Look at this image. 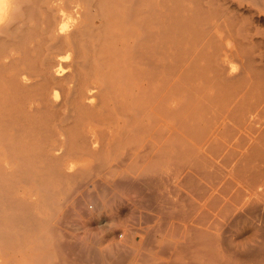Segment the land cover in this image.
<instances>
[{"label":"bare ground","instance_id":"obj_1","mask_svg":"<svg viewBox=\"0 0 264 264\" xmlns=\"http://www.w3.org/2000/svg\"><path fill=\"white\" fill-rule=\"evenodd\" d=\"M53 1L54 0H0V264H34L35 261L39 262V257H36V254L39 253V256L41 251L43 252L42 255H44L43 259H45V264H65V255H63V251L59 249L60 243L52 236L53 231L57 232L60 236H64L66 233L65 231V233H63L64 220L62 215L58 214L53 216V210H56V206L58 208L60 203H57V200H55L56 202L53 200L55 189L52 186H43L41 188L40 185L34 186L28 185L27 183L40 182V179L43 178L46 173L54 178H65L70 181L81 180L84 175L83 173L87 171L84 169L88 168H86L85 163H82L78 172L73 171L76 166V164L73 163V159L79 158L78 160L83 161L87 156L91 155L94 158L95 153L93 155L92 152L94 151H91V149L89 151L88 145H90V143L87 144L91 136L90 133L95 134L97 131L98 135L100 132L103 136L109 137L110 139L116 136V139L120 141H122L121 139H126V142H130L128 138L130 136L128 135L131 131V127H134L136 130L132 131H136V134L134 133L135 136H133L135 145L133 148H129L128 152L124 155L126 157L129 152L133 154L132 152L136 151L140 154L148 150L151 158L142 161L144 169H148L156 162L159 156L161 157L164 155L165 157L170 153V151H167L168 153L166 154L163 148L167 146V143H173L174 146L176 145V148L178 147L177 149H179L177 145L181 144L177 143L180 138L183 141L185 140V143H190V141L188 142L185 138V134H188V131H192L186 129L189 120L185 121V130L183 128V132L180 133L181 130L179 128L182 122L179 123L178 120H180L182 116H177L181 108L177 110L179 106L176 107L178 102L176 90L178 84L182 87V82L180 80L179 83V79H181V77L185 79L184 74L186 71L192 70L191 73L193 74V71L196 72V69L199 67L197 64V67L195 66L196 69L193 68L192 61L196 59L199 60L200 57L206 55V53H203V51L205 52V48L204 50L202 49L205 42L203 43L200 41L202 52L198 50L196 54L199 55V58L193 53L196 47L192 49L193 46L191 45L193 43L190 40L197 36V39H199L198 33V35L195 36L197 31L191 29V32H195L192 33V38L189 40L192 44L188 49L182 51V47L179 45V50L181 49L182 51L181 53L177 50V47L174 45L175 43H173L171 49L176 48L175 53L179 52L178 54L174 53V55L168 52V47H165L167 45L164 40L168 43L169 40L164 34H167V31H171L168 29L163 30V26L160 22L163 20H160L161 17L159 18L158 16V14L161 16L163 11L161 10V13H157V4L153 2V0H125L124 2L127 1L128 7L119 21L118 27L120 26V31L111 32L112 30L110 29L111 31L109 32L107 28L105 35L111 37L112 41H110V39L108 40L110 41V45H107L106 42L104 45H99L98 42H95L97 39L96 37L99 38L98 33H96L97 27L95 26L99 16L95 11H84L82 5V2H84L83 0H61L58 4H54V6ZM118 1L114 0V3H117L115 5L116 8L117 5H119ZM162 1L163 0H159V5H162ZM185 6H183V9L187 11L188 9L185 8ZM114 9L112 8L113 11ZM189 9H191V7H189ZM36 10H39V14L35 12ZM5 11L7 12V19H4ZM87 13L91 14L90 16L96 20L94 23L91 21V26L87 25L90 22L89 19H86V22L88 21L87 24L86 22L84 23L85 20L83 21L82 19ZM112 14L114 15V13ZM117 14L119 13L117 12ZM101 19L104 20V15L101 16ZM116 21L117 20H115L114 23ZM108 24V27L113 26L112 23ZM110 24H112V26ZM187 30L189 29L187 28ZM205 31H207V29ZM209 32L211 33V31ZM178 34L175 35L178 36ZM87 36H91V38L95 37L93 42L89 41L92 42V56H89L91 53L89 55H84L83 52L85 48L83 52H81L82 45L84 47V44L81 43V38H87ZM108 36H106V38ZM170 36L172 35L170 34ZM177 36L175 37L176 39ZM213 37L215 39V36L211 35L210 39L207 38L206 41L208 44H211L212 49L218 50V47L215 48L216 45L213 46L214 44L212 42L215 41L211 40ZM182 38L177 41H181ZM170 42H172V40H170ZM226 51L224 52L223 50V52L227 54L228 51ZM211 53L215 52L212 51ZM211 53L208 54V56L212 55ZM208 56L206 55V57ZM206 57H204V59ZM209 57L208 61L211 60ZM220 57L221 56L218 58L219 60ZM196 61H194L195 64ZM205 61L207 64V58ZM214 62H216V60ZM190 63L191 68L189 67ZM208 63L210 64V61ZM205 65H203L204 68ZM214 66L215 67H212L215 69L216 65ZM217 66L220 67L224 65L218 64ZM202 68L199 67L200 70ZM204 68L202 69V73L200 71L196 72V76H198L199 73H201L200 76L203 75L205 69L209 70V68ZM218 70L216 73L219 72ZM221 70L223 72V69ZM211 71L214 74L213 76H215L213 70ZM222 72L221 74L224 73ZM200 76H198V78H202V81L207 80V78L203 77L204 75L202 77ZM232 77L234 76L230 78ZM209 79L210 77L208 80ZM213 80L214 79L211 77L209 81L212 82ZM221 80H223V77ZM221 80H218V82ZM229 80L232 81V79ZM190 81L194 82V80L191 79ZM214 82H212V85L210 83L211 86L209 87L212 89V92H209L205 88L206 91L204 90L205 93L202 97L205 100L200 102L202 98H199V102H204L205 105L203 104V109V106L200 108L202 109L200 113L197 111L198 114L196 116V112L194 113V117L201 119L198 122L204 125L202 128L203 133H201L205 136L208 134L209 137L213 138L209 140L211 143H218V146L213 145L215 149L217 147L219 148L218 151H225V153H223L224 155L222 154L223 157L217 156L223 160L222 162L220 159V163L222 162L221 164L225 165L226 163L230 164L235 159L233 156L234 159H232V161H227L228 155L233 153L227 141H231V138L236 136L239 139L241 136L244 140L246 138L242 137L246 133L244 129H250L251 127L252 131L253 127L251 125H253L252 123H254L260 111V106L263 105L264 96L262 92L260 94L263 98L262 100L257 97L258 95L255 96L254 94V96H252L253 94L249 90L253 88V86L249 88L252 83L250 85L247 83L248 90L241 87V85H235L233 87L230 84L232 87L230 85L228 88L223 87V93H221L220 91L222 89L221 87L219 88V83L215 84ZM206 83H208V81ZM206 83L202 88L206 86ZM186 86H183L185 91H187L185 88ZM189 89L188 91H191V89ZM196 89L198 88L192 87L193 91H191L190 94L195 92L194 90ZM201 89H198L199 93ZM181 90L183 91V89ZM198 90L196 91L197 94ZM186 96L188 95L186 94ZM192 97L191 95V98H189L192 99ZM189 98L186 97L188 100ZM192 103V105H194L193 101ZM192 105L190 107H192ZM186 111L188 112L187 109ZM190 113L192 115V112ZM191 115H189V117L187 113L186 116L189 118H186L191 119ZM194 117L192 116V120H194ZM198 122L196 121L197 124H195V126L193 125L195 122L191 124L192 128L202 127ZM178 130L181 136L182 134L184 135V139L178 135ZM198 130L199 129L192 131V133L189 134L192 135L197 132V134H193L192 136L196 135L198 139L200 138L202 141L204 138L205 141L208 140L209 137L206 136L203 138ZM242 131L245 133H242ZM165 133L169 134L168 140L176 137L178 139L176 138L175 141L171 140L170 143L167 140H165V142ZM63 134L72 135L70 143H68L69 141H66V143L64 142V139L61 137ZM189 136L186 135V137ZM244 136H246V134ZM195 137L191 138L197 141L198 139ZM127 138L129 141H127ZM99 139L97 143L101 142V144L99 143L98 148L100 145L104 146L103 144H105L103 138V141H99ZM90 140L92 141L91 137ZM201 140L198 142L200 143V148L203 147L202 145L205 143H202ZM240 141L242 140L240 139ZM84 142L87 145H85ZM114 142L116 141L114 140ZM118 143L120 144V142ZM164 143L166 144L164 145ZM123 144L121 145L123 146ZM237 144L239 145V143ZM213 146L209 143L208 149L210 150ZM187 147L188 152L191 151L189 148L190 144ZM205 147L207 146H204V148ZM232 147L234 146L232 145ZM247 147H249V144ZM251 147L249 148L251 149ZM102 150L105 151L106 149ZM96 152L98 153L101 151L97 150ZM194 152L195 151H192V153ZM173 153H175V151H173ZM138 154H136V157L139 156ZM260 154H264V152L262 151L259 155ZM100 156H98L99 159ZM191 156L193 158L194 155ZM239 156L242 157L241 155ZM121 158L122 157H120V159ZM197 158L194 157L195 161ZM201 158L202 157H199V160L196 161L199 163H196L194 159L193 163L192 160L189 159L185 164L190 166V162H192L193 167H197L196 170H202L198 168L202 167L200 165L203 158L200 160ZM236 159V164L231 165L232 171H235L237 166L242 165L241 162H238V159L242 158L236 157ZM259 159L261 161L262 158L260 157ZM101 161L103 162L104 160L101 159L100 162ZM137 161L140 162V160ZM188 162L189 164H187ZM131 163L133 164V162ZM195 163L197 166H195ZM207 163H209V161ZM217 163H213L216 165H213V168L217 167L218 169L222 166ZM237 163L240 165H237ZM156 164L154 163L151 167L155 165L156 168ZM258 164L256 165L259 166ZM217 165H220V167ZM128 166L130 165L128 164L126 167ZM226 167V165L224 168L221 167L224 169V173L226 172ZM253 170L244 169V179L247 183H244L247 188L246 190L243 187L244 185H239L240 188L243 187V190H239L236 184L237 187H234H236V189L238 188V191L234 188L236 192L230 194V184L226 185L223 183L221 189L218 190L225 197H223V195H215V192L213 193V191L210 190V193L207 194V197L201 205L207 208V212L204 207V212L198 209V215L194 218H197L200 224H204L206 221L209 223L210 221V224L207 223L208 227L211 225L210 228L218 232L215 238L219 242V245L226 244L227 246L226 250H220V252H218L217 262H213L215 264H262V258L259 255V249L255 246V242L258 240L257 235L259 230L257 225L260 221L259 215H257L260 214V209L258 210L257 208L259 205L264 204V165L255 172H252ZM215 171L214 169V172ZM247 171L249 172L248 175H246ZM156 172L158 171L156 170ZM212 174H214L213 170ZM215 174H218V172ZM220 174L221 172L219 173V177L223 174V171L222 174ZM226 174L227 172L225 175ZM207 177L208 176L205 178ZM222 177H220V179ZM232 177L233 179L230 180L236 183L235 181H238L236 178L237 176H235V178L234 176ZM216 178L217 177H215V179ZM54 180L55 179H53V181ZM230 180L227 183H232ZM220 181L222 182V179ZM224 181H227V177L223 182ZM239 182L242 183L240 180ZM201 186H203V184ZM199 187L200 184L196 188L199 189ZM204 187L202 191L205 190V192H207L208 190L206 191ZM208 189H210V187ZM195 190L193 192V198L196 196ZM242 191H245V193H242ZM205 196L206 195H204V197ZM196 197H198V195ZM261 207H263V205ZM59 209L61 210V208ZM257 211H259V213H257ZM192 213L194 212L192 211L190 214ZM210 213H214L215 218L222 217L224 219L223 223L213 222L214 217L211 218L213 221L210 219H208V221L207 218ZM78 233L79 232H77V235H72L77 240L75 243L79 245L80 234L78 236ZM81 242L83 243L82 240ZM263 244L264 243H262V245ZM36 251L39 252L36 253ZM78 256L79 255L76 257ZM41 263L44 264V261H40L39 264Z\"/></svg>","mask_w":264,"mask_h":264},{"label":"rangeland","instance_id":"obj_2","mask_svg":"<svg viewBox=\"0 0 264 264\" xmlns=\"http://www.w3.org/2000/svg\"><path fill=\"white\" fill-rule=\"evenodd\" d=\"M29 1H34V0H29ZM54 1H53V6L54 4H58V2H60L61 0H54ZM83 1L84 2H82V5L84 7L83 9L84 11L92 10L95 11L99 16L97 21L90 16L91 14L88 13L84 15V18H82L83 21L85 20L84 23L86 22V19H89L90 22L88 23L87 21L86 24L88 23L87 25L90 26H91V21L92 23L96 21L95 23V26L97 27L96 33H98L99 38L96 37L97 39L95 42H98L99 45L101 44L104 45L106 43L107 45H110L109 42L112 41V39L108 35H105V32L107 28L109 32L111 30H112L111 32L120 31V26L118 27V25L120 23L119 21L121 20L124 11H126L128 7L127 1L124 2L125 0H119V1L117 0L119 3V5H117V8L115 7L117 3H114V0H83ZM163 1L161 3L163 5L162 6L159 5L160 3L159 0H155V1L153 0V2H155L158 6V8H156L157 13H161V10L163 11L162 12L163 15L162 13L161 16L158 14L159 18L161 17L160 20H163L160 21L163 26L162 27L163 30L168 29L171 32L173 31L172 33L167 31V34H164L165 32L163 33L164 36L166 35V37L169 40V43L166 40H164L167 45L165 47L166 48L168 47L167 48L168 52H171L173 54L176 52V48L171 49L173 47L172 46L173 43H175L174 45L177 47V50H179V45H181L180 47H182V51L188 49V47L193 43L191 46H193L192 49L196 47V49H194L193 52L195 53L194 55H196L198 53V50L202 52L199 41L203 43L205 42L204 43L205 45L203 47L201 46L203 50L205 48V52L203 51L204 54L206 53V55L208 56V54H210L212 51L215 52V53H211L212 55H209L210 57L208 56L211 59L209 60L210 64L208 63L209 62L208 57H206V55L205 56L203 55L204 57L207 58V64H206L205 63L206 58L204 59V57L200 53L199 54L202 57H200L199 60L196 59L197 61L196 60L192 61V66L195 69L197 67L196 66L197 64L199 65L200 68L202 67L204 68L203 65L205 64H206L205 68H209L210 71L204 68L205 71L208 70L207 72L204 71L203 74L204 76L203 75L200 76V74L203 72L202 70L203 68L201 70L199 69V67L196 69V72L199 71L201 72L199 73L198 76L200 77L203 76L207 78V80L203 79L205 83L208 81V83H206V86L208 85L207 87L205 86L204 88H202V86H204L205 84L204 81H202V78H198V76H196L197 73L195 71H193L192 74L191 73L192 70L191 71L189 70L188 72L186 71V73L184 74L185 79H182V77L181 79H179V83L180 80L182 82L181 84L182 87L180 86V84H178L176 90V98L178 100L176 107L179 106L177 110H179V108L183 110L182 111L180 109L181 114L177 113V116H182L181 118L179 117L181 121L178 120L179 123L182 122V124H180L181 127L180 126H179L180 128L178 127L181 130L180 133L183 132V128L186 126L185 121L189 120L186 129L192 131H196L197 129H199L198 131L203 136V138L206 136L209 137L208 134L206 136L202 134L203 133L202 128L204 127V125L203 123L198 122L201 119H198L197 117L195 118L194 113L196 112L195 113L196 116L198 112L200 113L201 110L204 108L205 103L204 102L200 103V102L205 100L202 98L205 93L204 92L205 88L209 92H212V89L209 88L212 85V82L215 81L214 82L215 84L219 83L218 86L219 88L221 87L222 89L220 91L221 93H223L222 92L223 89L225 87L228 88L230 84L233 87L235 85L236 86L241 85V87H244L247 90L250 87L252 88L253 86L252 89H249L250 92L253 94L252 96H254L255 94V96L258 95L257 97L259 99L261 100L263 99L260 94L262 92V95L264 96L263 94L264 93V0H163ZM183 6H185V8H187L188 10L186 11L185 9H183L184 8ZM189 7H191V9H189ZM112 8L113 9L115 8L114 11L112 10ZM35 12L39 14V10H36ZM117 12L119 14H117ZM112 13H114V15ZM102 15H104V20L101 19ZM115 20L117 21L114 23ZM108 23H112V24L114 23V24L113 26L112 24H110L112 27H108L109 25ZM187 28L190 31L187 30ZM191 29L197 31L195 36L199 34L200 40L197 39L198 36L195 38L191 37L193 35L192 33L195 32L194 30H193L194 32H191ZM206 29L207 31H205ZM209 31H211V33ZM170 34L172 36H170ZM175 34H178V36ZM211 35L215 36V39L214 37L211 38L212 41L214 40L215 41L214 42H212L211 40L210 41L214 44V45L212 44L213 46L216 45L215 48L218 47V50L216 49L217 51L215 49H212L211 44H208L206 41L207 38L210 39ZM106 36H108L107 37L108 39L106 38ZM176 36L177 39L175 38ZM181 38H182L181 41H177L180 40ZM190 38H192L193 40L192 39L190 40ZM93 39H95V37L91 38V36L90 37L87 36V38L86 37L81 38L82 41L81 43L84 44V47L82 45L81 52H83L85 48L83 52L84 55L86 54L89 55L91 53L89 56H92L93 52H92L91 44L93 42ZM109 39L110 41H108ZM170 40H172V42H170ZM187 41L190 43H188ZM223 50L224 52L227 50L228 53L227 54L224 53ZM179 51L180 53L182 52L181 49ZM198 56L199 55H196V57ZM219 56H221L220 60L218 59ZM215 60L216 62H214ZM194 61H196V64ZM218 64H222L224 66L219 67L217 66ZM214 65H216L215 69L217 70L219 69L218 73H216L217 70L213 68L215 67ZM189 67L191 68V63ZM221 69H223L224 73L222 72ZM211 70H213L215 76H213L214 74L212 73ZM221 72L223 74H221ZM231 76L234 77L230 78ZM195 77H197L198 79ZM209 77H210L209 80H211V77L214 80L210 82L208 80ZM222 77L223 80H221ZM190 79L194 80V82L190 81ZM229 79H232V81H230ZM218 80L221 81L218 82ZM234 80L237 82L238 85ZM247 83L249 85L252 83L249 86V88L247 87L248 86ZM185 84L188 86H186ZM183 86H186L185 88L187 89V91L184 90ZM189 86L196 87L198 89L202 88V89L200 90V93L199 90L196 89L194 90L195 92H192L190 94V92L193 90L192 87ZM189 88L191 89V91H188ZM181 89H183V91ZM197 90H198V94L201 95L197 94L196 92ZM186 94L188 96H186ZM191 95L193 96L192 99H190ZM186 97L188 98L190 97L189 100L186 99ZM199 98L200 99L202 98L200 102H199ZM192 101L194 102V105H192L193 104ZM185 103L187 106L185 105ZM190 104L192 105V107H190L191 106ZM262 104L263 105L260 106L259 109L260 111L258 112V115L256 116L254 123H252L253 125H251L253 127L252 131H251V127L250 129H244L246 133L242 131V133L246 134V136H244L245 135L244 134L242 137L243 138L246 137L247 139L245 138L246 140L245 139L243 140L240 136V139L242 140L240 141V139L236 136L231 138V141L233 143L231 141H227V143H229L228 145H230L229 147H231V151H233V153H230L228 155L227 161L228 162L232 161V159H234L233 156L235 157V159L236 157L237 158L239 157L242 159H238L239 160L238 162L239 163L241 162L242 165L237 163V165L239 164L240 166H237L235 171H232L231 165L236 164L235 162L237 159L236 160L234 159L233 160L234 162L232 161L233 163L232 162L230 164L226 163L225 164L227 166L225 168V171L227 172L226 175H225L226 172L224 173V169H222L225 167V165L221 164L223 160L220 157H217V156L223 157L224 155L223 153H225V151L224 150L223 152L218 151L219 148L217 147L216 150L214 146H218V143L216 142L211 143L209 140H212L213 138L209 137L208 140H206L207 142L209 141L208 145L209 143L210 145L212 144V146L214 145L212 148H210V150H212L210 151L208 149V145L207 142L205 141V138L202 141L200 138L198 139V136L196 135H195L196 137L192 136L193 134H197V132L191 135L189 133H192V131L191 132L188 131V134L191 136H189L187 133L185 134V138L188 140V142L190 141V143L186 142L187 145L184 142L185 140L183 141L180 138V140L177 142L178 144L181 143L180 145H177L179 146V149H177L178 147L176 148L175 147L176 145L174 146L173 143L171 144L167 143V146L166 147L164 146L163 148L166 154L169 151L170 153H168L165 157L164 155L161 154L162 156L161 157L159 156L156 162H154L155 164L157 163L156 168L155 165L151 167L154 164L153 163L148 169L147 168L144 169V166L142 165V161L144 159L149 160L151 158L149 154L150 152L148 153V150L140 154H138L136 151L132 152L133 154L129 152L128 156L126 157L124 155L126 152H128L129 148L131 147L133 148L135 145V140H133V136H135L136 131H132V130H136L134 127H131V131L128 135L130 137L132 136L131 138L128 137L130 139V142H126V139L125 140L121 139L122 141L124 140L123 141L124 144L119 139H116V136L110 139L109 137L103 136L100 132L99 135L97 131L95 134L89 132L91 135L89 136L92 138V141L90 140L89 137V141L87 140L88 141L87 144L90 143V145H88V148L89 151L90 149L91 151L92 150L94 151L92 152L93 155L95 153L94 158L91 155V156H87L86 159L83 161L78 160L79 158L73 159L74 160L73 163L76 164L73 171L78 172L82 163H85L86 168H88V169H84L87 171L83 173L84 175L82 176L83 178H81V180L70 181L65 178H58V177L54 178L46 173L43 176V178L40 179L41 180L40 182L27 183L28 185H34V186L40 185L41 188L43 186L45 187L52 186L55 189V195L53 197V200L54 201L57 200L58 201L57 203L59 202L60 203L58 205V208L56 206V210H53V216H56L58 214L62 215V218L64 220L63 233L65 232L66 233L64 236H60L59 234H57V232L53 231L52 236L54 239H56V241L58 240V242L60 243L59 249L60 251H63V255H65V259H66L64 263L78 264L81 261L79 264H215L217 262L218 252H220V250L224 251L227 249L226 244L219 245V242L216 240L215 236L218 232H216L215 229L210 228L211 225H209L208 227V224L211 223L208 219L212 220L211 218H213L215 215L214 213H212L213 215L210 213V215L207 218L209 223L206 221V223L204 224L198 223L199 220L197 218L196 219L194 218L198 215V209L201 212H204L203 210L204 206L202 207L201 205L203 204L204 199L207 197V194L210 193V190L213 191V193L215 192L214 193L215 195H221V196L223 194H221L219 190L221 189L223 184L226 185L230 184L229 185L230 194L238 191V188L239 190L240 189L243 190L242 188L244 187V189L246 190L247 188L245 187L244 183L245 184L247 183L245 182L244 179L245 177L244 169L245 168L247 170L256 169L252 171L255 172L262 165H264L263 162L264 154L259 155V153H262V151L264 152V100ZM184 107H188V108H184ZM201 107L202 109H200ZM186 109L188 110V112L186 111ZM189 111L192 112V115ZM187 113L188 116L191 115V119H187L190 117V116L189 117L186 116ZM192 116L194 117L193 118L194 120H192ZM195 120L202 127L192 128L191 124H193L194 122H195L193 124L194 126L195 124H197ZM134 125L136 126L135 123ZM180 133L178 135L183 138L184 135L182 134L181 136ZM186 135L189 137H186ZM66 136L68 137V140ZM165 136L166 138L164 137V141L167 140L169 143L171 140L175 141V139L177 138V137L171 138L170 140H168L169 134L165 133ZM61 137L62 139H64L65 143L66 141L67 142L69 141L68 143H70L72 139L71 134H67V135L63 134ZM191 137H195L198 140L194 141L195 139ZM102 138L104 141L102 140ZM128 138L127 141H129ZM98 139L99 141L101 140L105 143V144L102 143L104 146L100 145V147L98 148L99 143L101 144V142L97 143ZM235 139H237L239 142ZM114 140L116 142H114ZM200 140L202 141V143L205 142L203 145L201 143V145L203 146L201 148L199 145L200 143H198ZM118 142H120V144ZM237 143H239V145ZM87 144L85 143V145ZM121 144H123V146ZM165 144L166 143H164V145ZM189 144H190L189 148L191 149V151L188 152L187 146H189ZM231 144L234 147H232ZM248 144L249 147L252 146L251 149L247 147ZM204 146L207 147L204 148ZM109 147L111 149V153ZM102 149L104 150L106 149L105 150L106 152L103 151ZM97 150L101 152H98L99 153L98 154L96 152ZM173 151H175L176 154L173 153ZM192 151L195 152L192 153ZM136 154H138L139 156L136 157L137 156ZM191 155H194L193 158ZM239 155H241L242 157H240ZM98 156H100V159ZM120 157H122L126 163L122 158L120 159ZM194 157L195 158L198 157L196 161L199 160V157L203 158V160L202 158L200 159L202 160V163L200 162L201 163L200 166L202 167L201 168L198 167L199 169L202 170L197 169L199 172L196 170L197 167H193L192 162ZM260 157L263 159V161L262 159L260 161L259 159ZM101 159L104 160L103 161L104 164L102 161L101 164L100 162ZM189 159L192 160V162H190L191 167L185 164L187 161H189ZM220 159L222 160L221 163L219 161ZM137 160H140V162ZM208 161L209 163H207ZM216 161L219 162L217 163ZM131 162H133V164L135 165H133ZM214 162L215 164L216 163L221 164L222 168L220 167V165H217L218 167H220L218 169L217 167L213 168ZM98 163L101 164L102 166L99 165ZM128 164L130 166L126 167ZM187 164H189V162ZM256 164H258L259 166H257ZM195 166H197V164ZM151 168H155V169L149 170ZM211 169L213 170L214 174H212ZM214 169L218 172V174H215L217 172L216 171L214 172ZM156 170L158 172H156ZM220 172L222 174V175L220 174L221 175L220 177L225 175L221 178L222 182L220 181L221 179L219 177ZM248 174L249 172L247 171L246 175ZM231 175L234 176V178L235 176H237L236 178L238 179V181L234 179L236 180L235 181L236 183H233L234 181L232 182V180H230L233 179ZM204 176L205 177L208 176V177L205 178ZM215 177H217L218 179L217 178L215 179ZM226 177H227V181H224L225 182L224 183L223 180H225ZM53 179L55 180L53 181ZM228 179L234 185L232 183H227L229 182ZM239 180L242 183H240ZM199 184L201 188L199 187V189H197L196 187H198ZM202 184L203 186H201ZM236 184L238 185L237 189H236L237 187ZM239 185L240 186L244 185V186L240 188ZM203 187L206 189V191L207 190L208 191L207 192H205V190L202 191ZM209 187L210 189H208ZM234 188L236 189V191ZM194 190L196 192L195 195L196 196L198 195V197L195 196L196 199L193 198ZM242 193H245V191L244 192L242 191ZM204 195L206 196L204 197ZM223 197L225 196L223 195ZM262 205L263 207H261ZM59 208H61V210ZM204 208L207 212V208L206 207ZM257 209L258 210L260 209L259 210L260 214H257L259 215L260 223L258 222L257 225L259 233L257 235L258 240L255 242L256 244L255 246H257V248L259 249L258 252L260 257L264 259V244L262 245V243H264V220H263L264 204L259 205ZM192 211L194 213L190 214ZM259 211H257V213H259ZM223 220L224 219L222 217H216V218L214 217V221L213 220L212 221L217 223L218 222L223 223ZM76 230L77 232H79L78 236L80 234V238L78 237L80 241L79 245L75 243V241L77 240L72 235V234L77 235ZM81 240L83 241V243L81 242ZM39 251H36V253ZM38 254H36L37 255L36 257H39L38 259L39 262L35 261L34 264L37 262H38L37 264H39L40 261H44L45 264L46 263L45 259H43L44 255H42L43 252L41 251L39 256ZM77 255L79 256L76 257ZM262 259H261L262 261L261 263L264 264V260ZM214 261L215 263H213Z\"/></svg>","mask_w":264,"mask_h":264},{"label":"clouds","instance_id":"obj_3","mask_svg":"<svg viewBox=\"0 0 264 264\" xmlns=\"http://www.w3.org/2000/svg\"><path fill=\"white\" fill-rule=\"evenodd\" d=\"M4 19H7V12L5 11Z\"/></svg>","mask_w":264,"mask_h":264}]
</instances>
